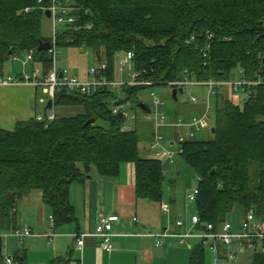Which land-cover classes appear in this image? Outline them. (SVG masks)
<instances>
[{
    "label": "trees",
    "instance_id": "trees-1",
    "mask_svg": "<svg viewBox=\"0 0 264 264\" xmlns=\"http://www.w3.org/2000/svg\"><path fill=\"white\" fill-rule=\"evenodd\" d=\"M49 5L50 0H0V69L13 56L32 53L31 65H39L42 76L50 70L52 54L37 52L40 43L50 41L41 35ZM72 6L74 27L59 33L56 47L87 48L97 61L107 63L108 80H113L118 57L127 56L137 81L151 87L168 88L185 76L227 82L239 72L249 82H262L251 88L242 106L233 103L228 90L217 91L211 139H186L180 156L201 179L193 203L201 221L198 230L203 224L216 229L235 209L242 214L254 209L264 221V0H73ZM144 88L149 87L124 86L123 100L115 105L128 104L147 114L138 97ZM112 98L110 92L84 96L62 91L50 109L60 111L47 121L45 95L42 119L19 120L12 131L0 129L1 228L20 230L17 203L34 191L49 211L52 233L71 224L77 227L71 186L92 178L115 180L125 164L134 166V198L162 203L163 164L142 154L136 127L121 130L123 123L107 102ZM171 98L176 102L177 94ZM178 118L190 117L180 114L171 122ZM91 119L94 123L87 125ZM177 135L170 130L171 140ZM72 252L51 264L75 263ZM204 254V244L198 242L187 264H206ZM5 258L0 238V264H6ZM247 258L248 264H264V254ZM11 259L28 264L22 253Z\"/></svg>",
    "mask_w": 264,
    "mask_h": 264
},
{
    "label": "crops",
    "instance_id": "crops-1",
    "mask_svg": "<svg viewBox=\"0 0 264 264\" xmlns=\"http://www.w3.org/2000/svg\"><path fill=\"white\" fill-rule=\"evenodd\" d=\"M22 74L29 73L25 72L24 69L14 68V64H11L9 67L4 65L0 69V77L17 78ZM45 102V94L43 93L41 97L38 94V89L29 84H18L8 87L0 86V129L12 131L19 120L42 119L39 111L40 106L45 105ZM195 109L197 111L200 110L198 106L195 108L193 106V110ZM190 112L181 110V114L184 117H194V115H190ZM134 184V166L132 164H125L121 167L120 174L115 180L92 178L83 185H72L70 188V202L75 208L78 226L76 227V225L71 224L68 225L70 227L64 226L55 231L54 233L59 232L53 237L55 241L52 238V246L47 245L50 250L47 251L45 257H40L37 264H51L54 259L64 257L70 250H73L71 258L77 262L76 264L186 263L188 261L187 254L189 256V251L197 242L195 241L196 239L188 238L183 243H180L176 237V235L183 234L190 228V226L187 228L186 217L176 213L174 206L176 205V199L173 196H169L168 202H166L164 200V193L160 205L136 200L134 198ZM75 189L77 193H74ZM73 193L74 195H79L78 202ZM27 197L29 199L22 205L21 210L17 206V228L21 227V223H30L27 217L28 213H25V211L33 209L37 216V226L43 229V233L34 236L32 232V237H39L38 239L45 238L47 240L44 235L52 232V224L49 220V215L47 216L48 223H44L45 209L41 195L38 193L35 197V195L30 193ZM72 197H74L77 203H81L78 211H76ZM164 204H167L169 207V213L165 216L168 215L170 219H167L166 222L163 221L164 213L160 210V206ZM110 215H116L118 221L112 225L111 244L113 250L111 253H106L100 249L98 245L99 240L93 234L99 219ZM133 218H136L138 222L133 223ZM182 218L184 219L182 220ZM171 219H174V222L184 221V227L177 228ZM18 220H20V223ZM28 225L24 227L33 231V228ZM6 231L10 232V230ZM149 233L154 235L166 234L167 236L158 239L146 237L145 235ZM75 234L85 235L82 251L76 250L73 238ZM6 238L7 236L4 237V241L1 238L2 253L5 257L12 258L18 253L24 254L26 258L28 257L25 251L19 249L20 243L18 241L16 242L17 245H15L14 243L5 241ZM11 238L13 239L14 237ZM158 241L161 243V246H157ZM184 245H187V250L182 248Z\"/></svg>",
    "mask_w": 264,
    "mask_h": 264
},
{
    "label": "built area",
    "instance_id": "built-area-1",
    "mask_svg": "<svg viewBox=\"0 0 264 264\" xmlns=\"http://www.w3.org/2000/svg\"><path fill=\"white\" fill-rule=\"evenodd\" d=\"M73 0H50V5L44 10L50 13L53 36L50 38L51 49L48 51L52 54V66L50 70L45 73L44 76H40L39 70L34 67L31 69L29 74H22L20 77H0V86L8 87L18 84H29L35 89L42 88L43 93L47 96L48 100L53 102L54 97L57 93L66 91L68 93H79L84 96H93L101 92L114 93L121 90L124 85L117 84L114 79L108 80L105 76L107 73V63L105 61H99V66L97 69H90L87 76L92 77L91 82H82L78 79L69 76L68 72L65 70H58L55 66V54L54 47H56V39L59 33L68 27H74L75 19L73 17ZM87 27V26H86ZM57 28L61 31L58 32ZM88 28V27H87ZM12 62H20L21 66L25 68L27 65L33 63V54L26 53L21 56H13ZM118 71L121 73L124 71V67L129 62L127 56L119 57ZM239 72L238 78L235 81L227 82H216V81H204L199 82L196 80L189 79L187 76L182 81L173 82L168 84V88L172 90L181 91L184 94L187 87L198 88L205 87L207 89V96L204 102L201 103L202 113L199 116L190 117L188 120L183 118H178L174 122L169 124L164 123V115L160 112L161 108L164 107L163 103L159 99H154L148 107V113L144 114V120L152 124L154 131L153 141L151 148L153 149V157L160 160L164 158L165 160L171 162L175 156L173 152L168 151L162 146V141L164 136L161 134V129L173 128L177 130V138L175 140L169 141V146H178V154L182 153L181 144L186 139H191L195 137L196 132L203 131L208 128L209 122V112L211 111L210 97L214 96L217 91L222 92L228 90L232 96L235 97H250L252 95L251 88L262 84V82H249ZM137 75L132 79V82L126 86H143L151 87L150 82H138L136 80ZM264 84V82H263ZM118 102V101H117ZM189 103L192 105H198V101L194 97H190ZM128 104L115 105L112 108V114L118 116L119 113L125 115V121L129 119L124 107ZM47 121L54 120V113L50 110L46 113ZM136 117L132 116L131 121H135ZM122 131L126 130L124 127ZM198 178V182H200ZM198 195V187L193 189L186 195V200L189 203H195ZM160 210L164 214L169 213L167 206H160ZM52 224V218L49 217ZM118 221L116 215L103 216L99 219L98 224L95 228L93 236L99 240V247L102 251L106 253L112 252L111 244V231L112 225ZM133 223H137L136 218L132 219ZM185 222L180 220L175 222L177 228H183ZM201 225L200 218L197 213L190 218V228L183 234L176 235L180 243H183L185 239L193 238L197 239L208 246L210 252L213 254V264H221V251H223L222 256L227 261H235L241 257L255 255L258 253L264 254V221L260 220L254 209H249L243 213L240 223L235 227L230 220L222 222L216 229L211 224H203L204 229L196 233L194 230ZM33 234L30 229L23 228L20 230H15L11 232V237L17 238L18 242L21 244L24 238L32 237ZM47 238V245L52 246V238L54 234L49 232L44 235ZM146 237L152 238H163L166 234L154 235L149 233L145 235ZM75 247L77 251H82L84 247V234L74 235ZM157 246H161L158 241ZM222 248V250H221ZM6 264H13L11 258H5ZM76 264V262L72 263Z\"/></svg>",
    "mask_w": 264,
    "mask_h": 264
},
{
    "label": "rangeland",
    "instance_id": "rangeland-1",
    "mask_svg": "<svg viewBox=\"0 0 264 264\" xmlns=\"http://www.w3.org/2000/svg\"><path fill=\"white\" fill-rule=\"evenodd\" d=\"M57 31L60 32L61 30L57 28ZM41 35L42 37L48 38V39H50L53 36L51 22L46 18L43 19L41 23ZM54 54H55L54 58H55L56 69L67 71L69 76L74 77L78 79L79 81H82V82L92 81V77L87 76V73L90 69H97L99 66V61H97V59L93 57L92 52L90 50H88L85 47H54ZM117 60L114 63L113 79L117 84L124 85V86L129 85V83L132 82L133 77L136 75L134 68L132 67V64L129 61L128 64L125 65L124 71L120 73L118 71L119 61ZM11 64H14V68L24 69V71L27 73H30L31 69L34 67L35 69L39 70L40 76H42V70L37 64L35 65L29 64L25 68H23L20 62L15 63L10 60L5 65L6 67H9ZM237 78H238V73L234 76V78H232V81H235ZM226 91L224 90V92ZM171 93L172 91L169 88L155 86V87H149V88L142 89L138 93V97H139L140 102L145 106H150L152 100L159 99L164 105V107L161 108L160 112L163 113L164 123L167 125L171 122V119L173 121L175 120L176 116H179L181 114V110L182 111L185 110L187 112L191 111L190 115H194V116L196 113H199V111H197L196 109L193 110V106L194 108L198 106L199 109L202 107L201 103L204 102L206 99L207 89L205 87H198V88L187 87L185 89L184 94H181L179 91H177L176 102L171 98ZM38 94L41 95L42 97L43 95L42 88L38 89ZM113 95L115 99L112 98V99L107 100V102L110 105L109 108L111 109L115 107V104L117 103V101L123 100L122 89L117 92H114ZM190 97H194L198 101L197 106L189 103ZM231 98H232L233 103L237 104L238 106H242L246 100V97L232 96ZM210 106H211V111L209 112L208 128L206 130L196 132L194 138L198 140H208V139H211L212 137L211 129L213 128V124L215 120L214 119L215 109H216V99L214 96L210 97ZM43 108H44V105H41L40 111H39L41 118H43ZM132 108L133 106L131 107L128 105L123 108L127 116L129 117V119L123 123V127L126 130H132L133 128L136 127L138 129L137 132L140 137V142H139L138 147L141 150L142 154L145 156L153 155L154 153L153 149L151 150L149 148V145L152 140V133H153L152 124L144 120V114L142 112H140L137 108L136 109L135 108L132 109ZM58 111H60V109L53 108V113H56ZM68 113L74 114L76 113V109H69ZM132 116L136 117L135 121H131ZM97 124L98 125L104 124L103 126L106 127L107 123L105 124L103 122L98 121ZM172 129L173 128L160 130L161 132L165 134L164 140L162 141V146L168 151L173 152L175 154L171 162L165 160L164 158L160 159L161 163L163 164V169H164V183H163V191L165 193L164 200L168 202L169 196H173L176 199V205H174L176 208V213L178 215L181 214L186 217L187 228H189L190 218L192 214L195 213V206L193 203H189L185 197L189 192H192L193 189L198 187L199 182H198V178L195 175V173L182 160L181 156L178 154V146L177 145L169 146V141L171 140L169 137L170 130ZM75 192L77 193L76 189L74 190V193ZM38 193L39 192L34 191L32 192V195H35L36 197V194ZM74 193H73V196L76 198V201L78 202L79 195L78 194L74 195ZM74 197L72 198L74 200V205L76 206V211H78L79 210L78 208L81 205V203H77ZM28 199H29L28 197H24L22 200H20L19 203H17L18 209L21 210L22 205L25 203L26 200L28 201ZM164 205L168 207L167 204H164ZM43 207L45 209V215H44L45 222L44 223H48L47 216L49 215V211L44 205ZM25 213H28L27 217L30 223H23V224L21 223L20 229H23L25 225L29 224L28 226L33 228L32 232L34 236H36L37 234L39 235L43 233V229L37 226L38 225L36 223L37 216H36V213L33 211V209H31V211L27 210L25 211ZM163 215H164L163 221L166 222L167 219H170L168 215H167L168 218L167 216H165L166 214H163ZM242 216H243L242 212L235 209L231 213L230 218L228 220H230L233 223V225L237 227V225L241 221ZM183 219L184 218H182V220ZM171 220L174 224L175 223L174 219H171ZM18 221L20 223V220ZM194 231L198 233V231H202V230H198L196 228ZM57 233L59 232L53 233L54 236L57 235ZM5 236H7L5 241H8L9 243H14L15 245H17L16 244V242L18 241L17 238L12 239L11 232L8 233V231H6L5 229H1L0 227V237L3 239V241H4ZM38 238L39 237L26 238L23 240V244L19 245V249L25 251L28 256L27 257L28 264H37L39 262L40 257L41 256L45 257L47 251L50 250L49 247H47V240L45 238L43 239L42 238L38 239ZM53 240L55 241V238H53ZM195 241L197 242V244L198 242H200L197 239ZM186 246L187 245H184L182 246V248L187 250ZM204 247H205L204 256H205L206 264H213V254L210 252L208 246H204ZM222 253L223 251H221V256H220L221 264H248V258H247L248 256L241 257L235 261H227L225 258H223ZM187 258H188V254H187ZM183 264H187V262Z\"/></svg>",
    "mask_w": 264,
    "mask_h": 264
},
{
    "label": "water",
    "instance_id": "water-1",
    "mask_svg": "<svg viewBox=\"0 0 264 264\" xmlns=\"http://www.w3.org/2000/svg\"><path fill=\"white\" fill-rule=\"evenodd\" d=\"M44 16L46 19H49L50 18V13L48 11H45L44 12ZM51 49V44L50 42H44V43H40L38 49H37V52H45V51H49ZM181 93V91H179ZM176 94H177V90H172V97L175 99L176 98ZM142 109H145V105H140ZM52 108V101L51 100H48L47 102V105H46V109L45 110H50ZM118 119L120 120L121 123H124L125 121V115L123 113H119L118 114ZM94 123V120L91 119L89 121L86 122L87 125L89 124H93ZM214 132V129L212 128L211 129V133ZM214 174L213 171L210 172V176H212Z\"/></svg>",
    "mask_w": 264,
    "mask_h": 264
}]
</instances>
